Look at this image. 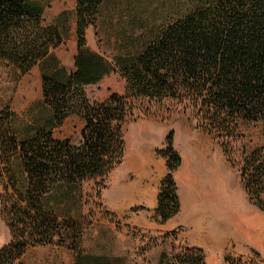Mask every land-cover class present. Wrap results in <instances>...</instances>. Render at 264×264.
Returning a JSON list of instances; mask_svg holds the SVG:
<instances>
[{
  "label": "trees",
  "instance_id": "1",
  "mask_svg": "<svg viewBox=\"0 0 264 264\" xmlns=\"http://www.w3.org/2000/svg\"><path fill=\"white\" fill-rule=\"evenodd\" d=\"M75 1L77 53L68 74L53 55L62 34L44 23L42 2L0 0V64L20 76L45 65L41 113L33 124L21 129L11 109L0 111V162L15 191L1 198L11 240L0 249V264H25L29 250L55 245L77 250L75 264H122L118 257L83 252L85 223L63 208L86 182L121 165L124 128L135 112L166 100L193 111L198 127L219 139L228 156L239 122L262 125L263 146L244 156L240 180L264 214V0H170L158 26L137 0ZM111 14L125 36L109 59L89 48L86 35ZM138 32L144 34L135 38ZM113 72L125 81V94L91 102L86 88ZM71 117L84 122L79 145L53 135ZM157 153L167 159L168 174L156 214L167 223L181 211L173 174L182 160L173 132ZM204 255L187 247L170 264H204Z\"/></svg>",
  "mask_w": 264,
  "mask_h": 264
},
{
  "label": "rangeland",
  "instance_id": "2",
  "mask_svg": "<svg viewBox=\"0 0 264 264\" xmlns=\"http://www.w3.org/2000/svg\"><path fill=\"white\" fill-rule=\"evenodd\" d=\"M40 1L44 23L57 25L63 37L53 55L61 68L71 74L77 53L76 1ZM168 1L136 2L154 15L150 22L158 26L163 24ZM63 12L68 15L58 19ZM121 28L116 16L109 15L102 24L87 30L89 48L112 59L125 36ZM142 34L136 33L135 38ZM43 67L39 65L28 75L20 76L0 64V111L11 109L21 129L33 124V118L41 113ZM125 90V81L113 72L99 84L87 87L86 94L91 102H102L114 93L124 95ZM184 106L166 100L138 109L124 128L121 165L103 179L86 182L74 201L63 208V214L69 211L73 220L85 223L79 244L83 252L118 257L122 264H170L174 257L184 254L185 248L199 246L196 248L205 254L204 264H264V214L250 201L240 180L244 156L263 146L262 125L239 122L228 156L221 141L200 129L193 111ZM83 127L81 119L71 117L53 135L79 145ZM171 132L182 160L173 175L180 201L184 199L188 207L180 216L161 223L152 202L160 194L168 166L167 159L157 152L165 148ZM203 156L215 161L223 176L198 183L195 165ZM139 157L140 167L132 169L130 163ZM190 194L194 199L190 200ZM4 196L15 197V191L6 166L0 162V249L11 240L1 203ZM76 255L77 250L69 245L39 246L27 252L23 263L75 264Z\"/></svg>",
  "mask_w": 264,
  "mask_h": 264
},
{
  "label": "bare ground",
  "instance_id": "3",
  "mask_svg": "<svg viewBox=\"0 0 264 264\" xmlns=\"http://www.w3.org/2000/svg\"><path fill=\"white\" fill-rule=\"evenodd\" d=\"M134 161L130 163L132 169H138L141 165V157H139L137 160L135 158ZM195 173L197 177V182L200 184H204L205 182L210 181L213 177L222 175L221 170H219L218 165L215 161H213L211 158L209 159L206 156H203L200 161H198L195 165ZM230 185V184H229ZM231 186V185H230ZM194 195L190 194V200L194 199ZM203 214H209L207 212H202Z\"/></svg>",
  "mask_w": 264,
  "mask_h": 264
},
{
  "label": "crops",
  "instance_id": "4",
  "mask_svg": "<svg viewBox=\"0 0 264 264\" xmlns=\"http://www.w3.org/2000/svg\"><path fill=\"white\" fill-rule=\"evenodd\" d=\"M157 207H158V197L156 196L155 200H153V202H152V208L157 209ZM185 207H188V205H187L186 201L181 198V211L176 217L181 215V213ZM192 247H199V246H192Z\"/></svg>",
  "mask_w": 264,
  "mask_h": 264
}]
</instances>
